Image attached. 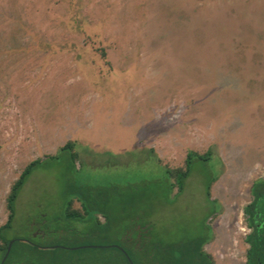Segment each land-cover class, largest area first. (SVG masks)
Listing matches in <instances>:
<instances>
[{"label": "rangeland", "instance_id": "1", "mask_svg": "<svg viewBox=\"0 0 264 264\" xmlns=\"http://www.w3.org/2000/svg\"><path fill=\"white\" fill-rule=\"evenodd\" d=\"M69 140L77 167L85 165L71 174L63 154L34 169L8 239L89 245L77 221L49 228L62 224L74 178L111 198L110 214L107 205L86 214L109 219L114 237L105 244L150 219L152 245L202 239L215 264H247L243 207L252 182L264 178V0H0V226L23 168ZM208 149L220 160L215 201L198 167L169 204L154 194L124 201L142 175H162L157 160L183 166L189 150ZM73 207L81 209L76 197ZM30 249L19 247L15 261L51 264L52 252Z\"/></svg>", "mask_w": 264, "mask_h": 264}, {"label": "trees", "instance_id": "2", "mask_svg": "<svg viewBox=\"0 0 264 264\" xmlns=\"http://www.w3.org/2000/svg\"><path fill=\"white\" fill-rule=\"evenodd\" d=\"M63 154H68L67 162L70 166L71 174H75V171L81 170L83 165H85L82 162V166L77 167V161L80 160V154L75 149V141L69 140L60 147L57 153L45 154L43 157L31 160L23 168L19 177L12 183L9 194L6 198L9 211L8 218L7 221L0 226V263L6 254L9 242L13 240L8 239L4 232L6 228L12 226L16 212V199L22 186L34 169L49 160H62V158L65 157ZM219 163V158H216L213 155L211 149H208L205 152L189 150L183 166L172 167L169 165H162L157 160L155 166L162 175L158 174L151 179L142 175L141 178L132 182V184L137 187L135 190L139 191L138 193L136 192L137 195L134 196L133 199H125L124 201L133 204L136 201L143 202L148 200L151 194H154L156 200L157 198L159 199V197L162 198L163 203L161 204H169L183 192L186 181L195 167L200 168V170L205 173V197L210 201H215V199L211 198V187L213 182L217 179ZM89 187L90 185L87 183L80 182L74 178L71 180L68 184L71 197L65 202L62 208L63 211L59 212L62 213L61 218L59 217V219H63L62 224H58L55 228H49H52L53 230L60 227L63 229H71L74 225L72 222L77 221L78 223L83 224L86 230L88 229L89 232L86 233V235L93 240L89 245L92 244L94 246L77 247L73 249L64 247H41L32 239L25 240L15 238L11 250L3 264H44L40 261L41 259L23 260V263H19V259L15 261L14 258L19 247H22L24 252H31V246L34 249L41 248V251L44 252H52L53 255L49 257L51 264H131L126 253L132 259L134 264H215L212 255L203 249L205 240L202 239L190 240L186 243L173 244L171 246L150 244L148 242L149 233L146 232L147 229L150 228V219H148L149 221L146 220L141 223L138 222V220H134L118 240L119 242L103 243L100 239L114 237L112 233L108 234L111 229L109 219L103 224L98 221L92 222L90 220V224L86 214L78 213L87 212L93 214L90 213V211L93 212L95 207H102L103 210V206L107 205V212L110 214L113 205L110 201V196H107L105 200H103L101 195L93 196L89 192L91 189ZM175 188H177V192L174 193ZM250 191L252 198L243 207L246 225L250 228L249 232L245 235V241L249 245L246 251V262L247 264H264V178H256L252 182ZM139 193H141V195H139ZM74 197L81 202V209L73 207ZM103 202L105 203L101 205ZM218 209L215 210V214L218 212ZM129 210L133 211L134 214H140L139 211H144V207L139 208L137 206H131L129 207ZM140 230H143V232H140ZM95 240H99L100 243H96ZM62 251L70 253V256L64 255V252ZM170 254H172V257H168Z\"/></svg>", "mask_w": 264, "mask_h": 264}, {"label": "water", "instance_id": "3", "mask_svg": "<svg viewBox=\"0 0 264 264\" xmlns=\"http://www.w3.org/2000/svg\"><path fill=\"white\" fill-rule=\"evenodd\" d=\"M13 242H14V239L11 240V241L9 242L8 248H7V250H6V254H5V256H4V258H3V260L1 261L0 264H3L4 261H5V259L7 258L8 254H9V252H10V250H11V247H12ZM87 246H94V245H82V246H77V247H87ZM59 247H61V246H59ZM62 247H63V246H62ZM77 247H66V248H72V249H73V248H77ZM125 253H126V252H125ZM126 255H127L128 259H129V261H130V263H131V264H134V262H133L132 259L129 257V255H128L127 253H126Z\"/></svg>", "mask_w": 264, "mask_h": 264}, {"label": "flooded vegetation", "instance_id": "4", "mask_svg": "<svg viewBox=\"0 0 264 264\" xmlns=\"http://www.w3.org/2000/svg\"><path fill=\"white\" fill-rule=\"evenodd\" d=\"M58 214H62V213H58ZM78 214H89L87 212H79Z\"/></svg>", "mask_w": 264, "mask_h": 264}]
</instances>
